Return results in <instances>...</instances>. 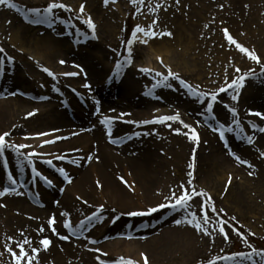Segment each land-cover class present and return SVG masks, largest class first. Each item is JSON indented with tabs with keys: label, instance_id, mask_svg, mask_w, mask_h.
<instances>
[{
	"label": "rangeland",
	"instance_id": "374dc122",
	"mask_svg": "<svg viewBox=\"0 0 264 264\" xmlns=\"http://www.w3.org/2000/svg\"><path fill=\"white\" fill-rule=\"evenodd\" d=\"M13 2L17 5L16 8L0 5V48L4 50L0 53V60H3L0 67L6 68L9 73L8 77L6 74L5 76L0 74V84L4 85L5 94L9 90L16 91L18 88L20 89V93H16L18 95L31 90L39 94L40 101L37 106L34 104L35 102H32L30 105L20 108L15 116L4 118L5 123L2 124L0 131L2 130L1 134L10 133L5 138L6 141L17 144L15 138L23 133L35 132L37 134L36 131L51 127H57L49 130L52 131L51 135L62 133L67 128V124L72 121L76 122L74 118L78 117L77 108L73 106L72 101L83 110L82 117H90L86 123L96 125L98 122L93 115L89 116L96 103L100 106L98 112L102 115L113 118L120 117L115 119L117 123L114 133L111 135L106 133L103 141L106 142V139L114 138L113 136L117 139L129 136V141L137 138L129 144V148L133 146V143L140 144L137 147L139 154L147 147L152 151L153 156L161 157L165 163L160 172L152 173V181H150L151 185L148 189L149 192L152 190L151 196L158 195V203L151 201L149 192H143L131 194L132 204L129 206L126 204L121 209L111 203L114 211L104 207L100 210L99 206L102 204H100L99 198H93L92 202L87 203L80 201L75 204L74 209L68 211L66 218H63L62 221L60 218L57 220L54 214L47 215L46 212L44 214L39 211L43 218H54L53 226L60 235H68V240H61L52 232L48 223H44L45 231L39 232L38 229L42 225L36 221L35 215H27L9 208L5 209L9 192L0 196V205H3L0 206V264H14L12 256L4 246L6 243H10L8 237H13L16 240L17 236L18 240L27 236L33 240V246L36 247H38L40 239L48 238V236L69 245L76 243L75 246L73 245L75 248L73 257L68 256L58 262L47 256L40 258L38 254L33 264H99L96 260L97 256L108 260L109 264L121 256L130 258L137 264H143L134 257V253L137 251L135 248L139 245L142 246L147 242V239L154 237L160 244H157L158 246L153 252L148 251L147 245L140 248V251H143L151 260H149V264H200V262L217 255L250 252L249 245L264 251V156L260 155L264 152V133L259 131V128H264V118L254 115L255 112L264 113V74L260 73L261 65L250 60L246 54L241 53L223 38V29L229 28V32H234V35L231 34L234 39L250 50H254L264 61V0H180L179 3L176 0H144V3L140 4L130 3V0H115L114 3L109 0L108 4H105L104 0H57L58 3L68 5L70 10H54L53 15L58 19L51 26L48 23H31V20L36 18V14L28 12L29 9L35 8L40 9V14L43 15V9L48 6L50 0H13ZM81 4L85 6V11L91 15L96 25V40L88 38L93 32L83 23L87 17L84 15L85 12H79ZM157 4L160 7L155 12L149 11V6L156 7ZM137 8L139 11L136 10ZM193 10L197 11L198 15L192 16L191 11ZM26 16L27 19H25ZM153 20H156L157 23L152 30L158 33L171 32L172 35H158L148 39V42L166 41L169 44L168 47L176 55L178 53L176 57L180 58L181 65L178 64V69L175 67V70H171L200 93V96L193 95L174 77L163 80L170 67H166L162 58H155V61L157 60L155 68L141 65L142 57L147 49L143 46L144 43L140 42V40L147 39L143 37L142 33L137 34L140 39L132 46L134 50L132 62L125 63L128 47L126 41L131 38L135 27L140 25L147 28ZM178 20L181 27H179ZM180 28H185V32L182 33ZM7 31L17 33V45L8 42ZM47 36L62 42V45H59V52L52 56L68 60L67 62L75 66L79 65L80 70H83L85 75L81 74L82 76L79 78L83 80L82 83L86 82L89 85L86 87V91L85 87L81 89V86L78 85L81 84V79L68 77L69 75L63 76L60 74L61 72L57 73L54 78L43 72L40 65L30 59L29 52H32L33 48H40L39 44ZM118 60L121 64L119 68L116 66ZM182 61L188 64L186 68ZM57 67L59 70L64 69L58 65ZM141 68H148L152 71L141 72ZM236 68H240L241 71L236 72ZM249 69L255 70L256 75L248 77L244 86L238 91L232 88L225 93L218 92L221 86L243 75ZM117 72L119 75H115ZM157 72L161 73V76H157ZM128 80L130 81L129 91H131L132 84H135L136 90L146 87L148 92L145 95L126 93L127 86L124 83ZM213 91L218 92V98L212 102L213 111L209 113L206 110V101L211 100ZM79 93L83 95L86 93V100H81L83 97ZM27 94L30 95V93ZM234 95L237 96L235 100L232 99ZM18 98L20 97L18 96ZM99 101L100 103H98ZM154 102L167 106L172 112H178L182 120L188 121L196 129L199 142L190 139L188 130L176 120L155 125L150 124L146 128L138 130V134L132 128L133 125L123 122L126 119L136 123L143 119L134 115L135 110L143 111L146 105ZM51 108H61L62 110L65 108L67 116L62 122L54 123L46 118ZM231 108L236 109L235 120L239 122V126L233 122ZM29 112H34V115L28 116ZM121 113L127 115L121 117ZM17 118L18 124L26 120L28 124L24 122L21 126L19 125L18 131H15L11 127ZM78 119L80 121L76 123V128L82 127L81 124L84 121ZM253 124L257 127L253 128ZM97 125L103 132V125L100 122ZM228 128H231L232 131H227ZM175 129H180V132L177 133ZM89 131H84L81 134H91ZM221 131L224 133L223 140L220 138ZM59 136L60 134L53 137ZM61 136L65 137L59 140L64 141L75 137L74 135ZM248 136L252 137L251 143L247 140ZM56 140L58 139L54 141ZM185 142L187 144L189 142L190 145L188 144L185 148L183 158L179 161L180 164L176 165L174 159L177 158V152L182 149V144ZM18 144L27 143L21 142L18 138ZM52 145L53 143L42 144V141H39V144L32 145V149L44 148V150H48ZM29 149L31 148L21 149V152L26 156ZM9 150L10 148L6 149L4 155L0 156V165L1 168H4L1 172L2 175L6 174L5 171L12 164L8 156ZM127 150L116 151L115 154L119 157L135 155ZM70 151L72 152L63 150L60 151V154L70 157V160L75 163L68 162L66 159H57V157L52 158V155L46 153L43 157L44 161L51 160L52 163L51 165L46 163V166L41 165L42 167H40L41 162H37L35 157L32 164H29L23 156L18 155V178L14 176V173L9 174L8 172V174L12 176L13 180L19 181L20 185H16L19 188H17L18 191H22V188L28 185L26 183L32 167L41 173L38 178L42 181L43 177L53 178L56 181V185L52 186L55 192L53 194L54 205H57L59 196L66 192L67 186H70L71 181H75L77 177L65 170L61 163L75 167L76 159L83 152L76 147ZM230 151L248 163L241 164L233 155H230ZM137 156L138 154H136ZM193 158L195 160L194 171L188 167L189 163L193 162ZM84 159L83 165L79 167L80 170L93 161L88 157ZM60 168H63L68 174V179H65L59 172ZM189 171H193L194 175L191 185L187 183ZM120 173L124 174L122 167H118L115 173L110 171L108 174L112 180L118 181L121 178ZM229 177H231L230 183ZM95 178L99 180L101 188L102 178L99 176H95ZM93 181V176H90L87 184L94 191L98 190ZM14 184L17 182L15 181ZM182 184L189 190L193 187L197 192L203 190L212 198L209 201V206L205 209L211 217L210 222L206 225L209 235L196 231L186 223L177 225L174 222L176 219L186 216L191 218L188 216L189 213H195L197 219H201L203 212L200 205L206 199L202 196L193 198L190 202L192 206L187 212L183 209L165 208L142 216L127 214L143 212L160 203H167L165 197L171 195L172 192L179 195V186ZM11 185L13 183L9 178L6 179L0 185V191H3L5 187H11ZM37 188L40 190L38 195H43V191L46 194L44 183L41 182ZM128 189L129 187H126L124 191L127 192ZM16 193L19 192L16 191ZM36 197L39 198V196ZM212 206L216 209L215 212L211 210ZM221 209L223 211H220ZM39 210H43V206H39ZM55 210L54 207V213H56ZM122 211L128 212L124 214ZM93 212H97V217L89 223L86 217L91 216ZM115 216L120 218L121 227L118 226V222L115 230H107L108 223H112V218ZM37 218L40 217L37 216ZM65 219L71 222V229L64 227ZM218 220L226 222L224 227L228 233V240H225L224 236L219 233ZM142 226H145V231L141 230ZM19 230H25V233H20ZM35 231H37L35 237H31L28 233H35ZM238 232L243 234L244 240L237 234ZM165 234L175 237L174 241H167L168 238L163 239ZM125 236H129V238ZM190 237L192 238L191 244L186 245ZM89 239L94 240L95 243H89ZM114 240L136 241V243L126 247L119 244L114 247L108 245V242ZM11 246L15 249L14 243ZM96 248L101 251H93ZM125 249H128L129 253ZM104 252L108 254L107 257L102 255ZM260 259L259 256H253L252 260L243 257L235 258L242 264H254V262L259 264ZM217 264H234V262L217 261Z\"/></svg>",
	"mask_w": 264,
	"mask_h": 264
},
{
	"label": "bare ground",
	"instance_id": "6f19581e",
	"mask_svg": "<svg viewBox=\"0 0 264 264\" xmlns=\"http://www.w3.org/2000/svg\"><path fill=\"white\" fill-rule=\"evenodd\" d=\"M191 12H192L191 13L192 16L198 15L197 11H195V10H193ZM84 15L86 17H89V16L91 17V15L88 14L87 11H85ZM178 23H180L179 20H178ZM179 27H181V23L179 24ZM227 29H229V28H227ZM180 30H182V33H183V32H185L186 29L180 28ZM6 33L9 37L8 42H12V43H14V45L15 44L17 45L18 44L17 33L15 31H14V33H12V31H7ZM229 33L234 35V32H232V31ZM223 38L226 39L224 35H223ZM61 43L59 40H57L55 38H51L50 36H47L45 39L42 40V43L39 44L40 48H33L32 52H29V54L34 59H36L38 61V63H40L41 65H43L47 69H51L52 71H54L56 69L55 67H56V64H57L59 58H55L52 55H55L59 52V50H60L59 45H62ZM144 46L147 49L144 52V55L142 57V60H141L142 64L141 65L155 68V64H157L156 63L157 60L155 61V58H162V60L166 63V66L170 67V69H173V70H175L177 67H179L178 64L181 65L179 63L180 58L176 57L178 55V53L176 55L173 52V50L168 47L169 44L166 41H164V42H160V41L159 42L158 41L157 42H148L147 44H144ZM51 59L54 61L51 62L50 61ZM63 61H65V60H63ZM67 61H65V63H63V64H61V63L59 64V65H61V67L64 68L60 71L71 70V69H66V67H69V65H70V63ZM53 62H55V63H53ZM182 64L185 68L188 65L184 61H182ZM72 71L77 72V68L72 69ZM0 74H1V76H3V75L5 76V74H6L7 77L9 75L8 70L6 68L2 69L1 67H0ZM124 84H125V86H127L126 87L127 88L126 93H129V94L131 93L134 95L143 93V90H144V89H142L143 87L140 88L139 90H136L135 84H132V86L130 88L131 91H129L128 90L129 89L128 86L130 85L129 80L127 82H125ZM18 92H19L18 89L16 91L9 90V92L5 94L4 85L0 84V129L3 126L2 124L5 123L4 118L8 119L11 116H15V114L18 113L20 108L28 106L31 104L32 101H34L30 97H25L23 99L18 98V94H16ZM149 104L150 105H147L143 109V111L135 110L134 115L142 117V118H145V117L151 118V117H155V116L159 117L160 115H166V114L171 115V114H173V112L170 111V109L167 108V106L159 105V104H156L155 102L153 104L152 103H149ZM73 106L75 108H77L76 114L78 116L77 118H74V120L80 121L78 119V118H80V119L86 121L90 118V117H87V118L82 117L81 113H83L82 112L83 110L80 109V106H77V105H73ZM65 113H66V110H62L61 108H51V110L48 111L46 118L52 120V122H54V123H60L67 116V114H65ZM24 122L26 124H28L27 120L19 122V124H18V118H17V121L15 122V124L11 128L14 129L15 131H18L19 125L21 126L22 124H24ZM112 123H113V125H116L117 122L112 121ZM67 125H68L69 130L67 131V129H66L65 131H63L62 133H64V134H65V132L71 133L75 129V128H73V125H74L73 121L71 123H68ZM64 126H66V125H64ZM82 126H88V125L86 123H83ZM144 127H147V126H142L139 129H143ZM54 128H57V127L47 128L46 130L40 129L39 131H36L37 133H39V132L47 133L48 135H45V136H38L35 134V132H31V133L29 132V133H23L21 136H18L15 139H17V144H18V138H19L21 142H26L27 143L26 145H31V146L36 145V144H39V141H44L46 139H49V138L56 136V135H59V134L62 135V133H60V132L55 133L54 135H51L50 133L52 131H49V130H52ZM71 128H73V129H71ZM134 129L137 133L139 132L138 128H134ZM84 130H86V132L90 130L91 134H84V133L78 134V135H75V137H72L70 140H67V141L58 139L53 143L52 147L50 146L51 148L48 150H44V148L34 149L36 151V153L39 154L38 156L35 157V159L37 162H41L40 167H42L41 165L46 166V163H44V158H43L46 153L52 155L51 156L52 158H56V157L61 156L60 151H63V150H67L68 152H70V150L74 149V147L78 148V150H83V152L76 159L75 167H71L65 163H61L65 170L73 173L77 177H76L75 181L74 180L71 181L70 186H67L66 192H64V194H61L59 196V204L54 205L55 198H54L53 194L55 192H54L52 187L51 188L47 187V188H45L46 194L43 191L42 192L43 195H41V197L43 199V210H39L38 207H35L32 204H30L29 202H27L21 195H18V193H11V192L7 193L8 194L7 195L8 200L5 204V209L9 208V209H13V210H18L20 213H24L27 215H35L36 221L41 223L42 227H44V223H48L49 218L48 217H47V219L43 218L42 217L43 215H41L39 213V211L41 213H44V214L46 212L47 215L54 214L57 220H59V218H60L62 221L63 218H66L68 211H71L72 209H74L75 204L80 202V201L92 202L93 198H99L100 202H101L100 204H102L104 206V208H107V210L108 209L113 210L112 204L115 205V207L117 206L119 209H121L126 204H127V206L132 204V202H131V196L132 195L131 194H139V193H143V192H146V193L149 192L148 189L151 185L150 181H152V173H154V171H156L157 173L160 172V169H162L163 164L165 163L164 159H162L161 157L156 156V155L153 156L152 151H150L147 147L145 148V150H142V152L139 154L138 153L139 148H137V147L140 144L133 143L132 144L133 146H131L129 148L128 147L129 144H131L137 138L133 139L132 141H128L126 143L127 145L119 147V146H114V145L108 144L105 141H103V137L105 135L101 131L100 126L97 124L94 127L89 126L88 128H86ZM1 131H0V134H1ZM179 142H180V139H179ZM188 144H189V142H188ZM188 144H187V142L183 143L182 149L179 152H177L178 153L177 158L174 159V162L176 165L180 164L179 161L182 160V158H183L182 155L184 154L185 148L188 146ZM126 147H128V148H126ZM85 148H86V150H85ZM124 149L125 150L128 149L127 151L130 150L129 152H132L135 155L132 157H126L122 154L123 156L119 157L115 154L116 151H121V150L124 151ZM32 150L33 149L31 148L28 150V152H31ZM136 154H138L137 157H136ZM8 156L10 157L12 164L9 165L10 167L7 169V171H5L6 170V168H5L4 171L6 174H3V175L1 174V172H3L2 169H4V168H1V165H0V183H1L0 185H2L4 183V181L6 179H8L7 175H9V174L14 173V176H16L18 178V154L13 149H10ZM62 156H64V155H62ZM89 156L92 157L91 160H93V161H91L87 166H85L83 170H80L79 167H81L83 165L84 160H85L84 158L89 157ZM95 159H97V160L94 161ZM0 164H1V161H0ZM118 167H122L123 172H124V174L120 173L119 176L124 177V180H126L128 182V184L133 185V188H129L127 190L128 193L126 191H124V188L126 189V187H128V186L124 182H122L121 179H119L118 181H115L109 177L108 173H110V171L115 173V171H116V169H118ZM8 172H9V174H8ZM90 176H93L94 185H96L98 190L95 189V191H94L87 184L89 182ZM95 176H99L102 178L101 188H100V186L97 185V181H99V180L97 178H95ZM51 179L54 182V179L53 178H51ZM15 181H17V180H15ZM37 193H40V190L39 191L37 190ZM150 194H152V190H150L149 195ZM55 196L58 197V195H56V194H55ZM157 196L156 195H152V196L150 195L151 201L158 203L159 197H157ZM140 201H142V200H140ZM146 205H144V206H146ZM54 207L56 209L55 210L56 213H54ZM127 212L128 211H122V213H124V214H126ZM62 213H65L66 215H62ZM37 216L40 217L39 219H41V220H39L37 218ZM119 219H117L115 221V223H113V222L108 223V225L106 227L107 230H115L118 222H119L118 226L121 227ZM19 231H20V233H25V230H19ZM142 231H145V228H143ZM28 233H30L31 237H35V234L37 233V231H35V233L34 232L33 233L28 232ZM166 238H168L167 241H170V240L174 241L173 238H175V237H169L165 234V237H163V239H166ZM48 239H50L52 241L48 250H44L42 248V246H40V244L37 245L38 247L41 248L40 252L38 253L40 255V258H45L47 256V257H51L52 260H54V261L60 262L61 259H64L68 256L73 257L75 255V248H74L75 243H73V245H74L73 246V245H69L65 242H61L55 238H50L49 236H48ZM191 239L192 238L190 237L188 242L186 241L187 242L186 245L191 244ZM16 240H18V236L16 237ZM133 243H136V241L114 240L112 242H108V245H111V247H114V246H118V244H119V245H123L126 247L127 245L131 246V244H133ZM113 244H115V245H113ZM157 244H160V243H159L158 239L156 237H154L152 239H147V242L144 243L142 246L147 245L146 248L148 249V251L153 252L154 249H156V247L158 246ZM142 246L141 245H139V247L136 246L135 249L137 251H135V253H134V257L137 258L138 260H140L141 263H143V257L140 254L144 253L143 251H140L141 250L140 248ZM125 250L129 253L128 249H125ZM130 252H132V251H130Z\"/></svg>",
	"mask_w": 264,
	"mask_h": 264
},
{
	"label": "snow or ice",
	"instance_id": "6c2138e0",
	"mask_svg": "<svg viewBox=\"0 0 264 264\" xmlns=\"http://www.w3.org/2000/svg\"><path fill=\"white\" fill-rule=\"evenodd\" d=\"M112 2L114 3L115 0H112ZM177 3L180 2V0H176ZM105 4L109 3V0H104ZM130 3L133 4H140V3H144V0H130ZM0 5H6L8 8H16L17 5L13 2V0H0ZM160 5L157 4L156 7H150L149 6V11L151 12H155L157 10V8H159ZM56 9H69V6L64 4V3H58L57 0H50V3L48 4V6L43 9V15H41V10L40 9H29L28 12L30 13H34L36 14V18L31 20V23L34 24H42V23H48L49 26H51L56 19H58L57 17H55L53 15L54 10ZM137 11H139V8L136 9ZM79 12L80 13H84L85 12V6L83 4L80 5L79 8ZM28 17L26 16L25 19H27ZM84 24L87 25V28L92 30L93 32V39H95V28L96 25L94 24L92 18L89 16L87 17L84 21ZM157 23L156 20H153L151 22L150 25L147 26V28L142 27L140 25H137L134 29V31L132 32L131 38H129L126 41L127 44V56L125 57V63H131L132 62V57H133V45L134 43L139 40L140 38L137 36L138 33H142L143 37L147 38V39H143L140 40L141 43L147 44L148 43V39L156 37L158 35L163 36V35H168L171 36L172 33L171 32H156L154 30H152L153 26ZM207 26V25H206ZM224 32V36L226 38V40L228 41V43L234 45L236 47V49H238L241 53L246 54V56L254 61L256 64L261 65L260 68V73L264 74V61H262L261 57L258 56L256 54V52L254 50H250L249 48L245 47L244 45H242L241 43H239L236 39L233 38V36L229 33V30L227 28L223 29ZM4 50L2 48H0V53H2ZM162 62V61H161ZM0 63H3V60H0ZM61 64L65 63V61L61 60L60 61ZM116 66L117 68H119L121 66L120 61L118 60L116 62ZM77 67H80L79 65H77ZM43 71L47 72L49 76H52L55 78V74L53 72H51L49 69L44 68ZM141 72H150L152 71L151 69L148 68H141L140 69ZM236 72H240L241 69L240 68H236L235 69ZM64 75H71V76H75L77 75V73H65ZM115 75H119V73L117 72ZM157 76H161V73L157 72L156 73ZM256 75L255 70L253 69H249L247 72H245L243 75H240L234 79H232L229 83H226V85L221 86L218 89L219 93H225L227 92L228 89H232L235 88L237 89V91L242 88L244 86V82L248 77H253ZM168 77H174L175 79L180 81L181 86L187 88L189 90V92H191L193 95L196 96H200L201 94L198 93L195 89L192 88L191 85H188L184 80H181L179 75L177 73H174L170 68L168 69L167 72V76L163 77V80H167ZM162 82V81H160ZM159 83V82H158ZM85 87H89V85L85 84ZM58 91V89H56ZM73 91H75L73 89ZM218 92L217 91H213L211 93V100L210 101H206L207 103V111L209 113H211L213 111V103L214 101L217 100L218 98ZM203 95H208V94H203ZM41 99H44V97H41ZM233 100L237 99V96L234 95L232 97ZM231 112L233 113V122L237 124V126H239V122L235 120V113H236V109L235 108H231L230 109ZM35 111V110H34ZM97 111H99V108L97 109ZM28 116H32L34 115V112H29L27 114ZM124 115H127L125 113H121V117H123ZM254 115H256L257 117H262L264 118V113L261 112H255ZM120 117L117 118H113V117H108V116H104L103 119L101 120V123L109 126V131L108 134L111 135V128H110V124L111 121L113 119H118ZM179 114L176 115H166V116H160L155 118L153 121H151L152 123H164L165 121H175V120H179ZM128 123H135L133 121H127ZM139 123H149V121H141ZM181 123H183V121H181ZM185 128H189L191 130L192 135L189 137L190 139L196 140L197 143L199 142V136L196 133L194 128H191L190 125L184 124L183 125ZM253 128H256L257 126L255 124L252 125ZM175 131L177 133L180 132V129H175ZM227 131L231 132L232 129L228 128ZM259 131L264 133V128H259ZM10 135L9 132H4L2 134H0V156H3L5 153L6 149H13L18 155L23 156L24 159H26L28 161L29 164H32L33 162V158L38 156L39 154L35 152V150L33 149L31 152H29L26 156L23 152H21V149H25V148H32L31 145H26V144H13L10 143L8 141H6V137H8ZM36 135L38 136H45L48 135L47 133H37ZM220 138L221 140L224 139V133L223 131L220 132ZM56 139H61V137H56ZM247 140L249 143L252 142V137L248 136ZM54 140H44L42 141V144H49V143H54ZM227 147V145H226ZM193 152H195V149H193ZM230 155H233L234 158L239 161L241 164H246L248 163L245 160H242L239 156H237L235 153H232L230 151ZM261 156H264V152H262L260 154ZM92 157L89 156L88 159H91ZM57 159H64L63 156L57 157ZM44 163H47L49 165H51L52 161L51 160H46L44 161ZM73 163H75V161H73ZM251 166V165H249ZM189 169H195V160L193 158V162L189 163L188 165ZM193 171H189L187 173V176L189 177V180L187 181V183L189 185L192 184V181L194 180V175H193ZM59 172L65 177V179H68V174L65 172V170L63 168L59 169ZM32 173L36 176V177H40L41 173L35 168L32 167ZM251 175V173H249ZM9 180L14 184L15 180L12 179V176L9 175ZM43 179L45 180V182L48 185H52V181L50 179H48L47 177H43ZM122 180V182H124L129 188H133V185L128 184V182L126 180H124L123 177L120 178ZM231 182V177H229V183ZM97 185L100 186L99 181H97ZM12 191H14V189H11ZM179 190H180V194L177 195L176 192H172L171 195L166 196L165 197V201H167V203H160L155 207L149 208L143 212L141 211H137V212H129L127 213L129 216H142V215H148L151 213H155L157 211H159L160 209H176V210H185L187 212V210L192 206L191 205V201L193 200L194 197H205L206 199L203 201V203L200 205L201 211L203 212V216L201 219H197V216L195 213H189L188 216H190L191 218H188L187 216L182 218V219H176L174 222L179 225L181 223H186L188 225H191L196 231L201 232L204 235H209V230L206 227V225L210 222L211 217L208 215L207 211H205V209L209 206V201L212 199L206 192H204L203 190L197 192L195 190V188L193 187L191 190H189L187 187H185V185H180L179 186ZM10 189L5 187L3 189V191H0V196H4L7 192H9ZM61 191H63V189H61ZM85 203H87V201H85ZM3 206V205H0ZM103 205L99 206V209L102 210L103 209ZM211 210L213 212L216 211V209L214 208V206H212ZM220 211H223V209H221ZM62 215H66L65 213H62ZM97 217V212H93L91 216L86 217V220L91 223L93 218ZM119 219L118 217H116L113 220V223H115V220ZM233 219H235L233 217ZM55 223V219L54 218H50L48 221L49 227L51 228L52 232L54 234H56L57 236H59V238L61 240H68L69 236L68 235H60L56 228L53 226ZM226 222L224 221H217L218 224V231L220 234H222L224 236L225 240H228V233L225 231V227L224 224ZM81 224H83V222H81ZM64 227L71 229L72 228V224L68 219L64 220ZM39 232H44L45 229L43 227H41L40 229H38ZM238 235L241 236V239L244 240V236L242 233H237ZM254 235V234H253ZM8 241L10 243H6L5 244V249L7 250V252L12 256L13 260H14V264H33V262L36 260L38 253L40 252L41 248L40 247H36L33 246V240L28 238L27 236H24V238L22 240H14L13 237H8ZM95 243V241H93ZM246 242V240H245ZM14 243L15 244V249L11 246V244ZM52 241L50 239H48L47 237H44L42 239H40L39 244L40 246H42V248L44 250H48L49 246L51 245ZM249 248L251 249L250 252H236V253H232V254H225V255H217L214 257H210L209 259H207L206 261H202L200 262V264H217V261H230V262H234V264H242L241 261H236L235 258L236 257H243L247 260H252L253 256H259L261 259L259 261V264H264V251L257 249V248H253L251 245H249ZM18 249V251H17ZM93 251L96 252H100L101 250L99 248L93 249ZM102 255L104 257H107L108 254L106 252L102 253ZM143 257V264H149V259L147 257L146 254L141 253L140 254ZM96 260L99 261V264H109L108 260H104L101 259L100 256L96 257ZM112 264H137L136 261L130 259V258H125L123 256L119 257L118 259H116L115 261L112 262ZM255 264V262H254Z\"/></svg>",
	"mask_w": 264,
	"mask_h": 264
}]
</instances>
